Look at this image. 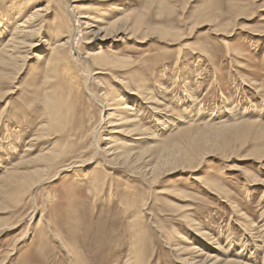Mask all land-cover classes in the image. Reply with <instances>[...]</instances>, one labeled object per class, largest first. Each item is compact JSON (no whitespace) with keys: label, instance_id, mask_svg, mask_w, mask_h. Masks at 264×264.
<instances>
[{"label":"rangeland","instance_id":"rangeland-1","mask_svg":"<svg viewBox=\"0 0 264 264\" xmlns=\"http://www.w3.org/2000/svg\"><path fill=\"white\" fill-rule=\"evenodd\" d=\"M83 1L81 13L100 9L117 12L119 9L113 1ZM158 1L148 4L147 0H119L124 13L138 11L145 16L143 28L147 26V32L152 34L144 38V31L141 30L133 40L117 41L113 45L114 50L103 48L104 52L108 50L118 56L128 55L134 62L132 75H136L137 79L145 76L146 85L152 90L169 88V94L162 103H166L169 112L166 120L174 121L176 125L189 113L192 114V127H202L214 121L217 123L219 120L216 119L221 114L226 116L230 108L236 111L238 116L235 119L239 122L247 124L255 119L263 122L264 0H216L217 7L213 8L224 17L215 15L219 20L212 26L191 24L207 8L209 0H184L172 7L174 10L159 6ZM237 4L245 10L242 16L235 19L234 6ZM35 7L32 6V9ZM63 7L54 8L62 13L59 9ZM54 13L48 16L49 22L55 18ZM104 14L103 17H108L107 12ZM232 15L234 20H231ZM178 19H187L188 24L182 26L179 22V25ZM170 23L179 25L174 27L181 30L180 37L173 39L155 31L159 27L169 28ZM228 24L230 26L226 29L219 27ZM254 33L260 36H254ZM5 35L0 42L9 34ZM117 43L121 44L117 46ZM78 45L76 42L74 48H78ZM47 48L43 42L40 43L32 56L41 54L43 49L47 52ZM92 48L96 46L89 49ZM197 49L207 53V57H202V63L201 60L198 63L199 58L191 54ZM32 56L20 78L11 85L14 87L13 94L0 103V166L11 165L18 156L22 140L34 132L42 110L39 103L42 89H33V85L40 78L38 64L42 66L43 62ZM115 71L120 77L125 75L122 70ZM106 77H102L105 86H115L111 77ZM188 89L190 94L185 92ZM186 94L189 97L185 98ZM191 97L196 99L194 108H191ZM4 107L8 111L1 113ZM186 107H190L191 111L183 113L182 108ZM92 112L95 117L99 116L98 107L89 110L87 105L83 106L82 115L87 116V120ZM151 113L147 112L141 122L150 132L156 121ZM105 126L102 125V129ZM246 127V133L241 130L232 131L226 138L221 135V142L228 137L227 149L212 154L208 164L202 165L199 171L185 170L178 167L179 164L167 166L161 178L150 186L146 181L143 184L138 175L126 180L122 172L108 169L102 178L104 184L101 182L103 186L100 185V190L95 193L88 191L85 183L89 179L86 176L97 161L94 165L73 169L77 173L74 178L73 172L61 173L57 180L36 189L33 202L18 209L15 207L3 215L9 218V225L0 232V264H128L134 249L140 254V264H183L173 250L179 238L182 236L185 242L187 239L201 238L197 228H191L190 224L213 237L217 235L216 242L223 247L236 249L235 244L244 235L248 224L253 225L252 234L263 224L260 215L264 209V156L258 153L264 151V130L259 125ZM179 130H175L173 137H167V141L176 139ZM208 135L212 139L217 136L216 132H209ZM15 142L17 153L10 147ZM221 142H217L215 147L218 148ZM211 168L214 171L223 169L225 177L215 175L208 178L210 180H204L210 187L198 184L195 179L206 175ZM212 189L222 195L211 194ZM142 208L145 209L144 216L139 221H133ZM235 210L240 218L235 215ZM134 233L137 246L132 244ZM247 240L249 235L244 236L243 241ZM185 242H182V246H185ZM209 246L216 247L211 243ZM259 255L262 259L264 250Z\"/></svg>","mask_w":264,"mask_h":264},{"label":"bare ground","instance_id":"bare-ground-1","mask_svg":"<svg viewBox=\"0 0 264 264\" xmlns=\"http://www.w3.org/2000/svg\"><path fill=\"white\" fill-rule=\"evenodd\" d=\"M105 1L109 3L113 1L114 5L119 6L118 11L100 9V11L95 10L92 13L88 11L81 13L79 11L82 8L83 0H0V9H3L0 12V28H3L0 30V40L5 34H9L0 42V103L4 101V98L13 94L14 87L11 85L17 82L27 68L33 50H36L42 42L48 47L47 52L43 49L41 54H33L35 58L43 62L42 66L38 64L40 78L33 85V89L35 87L36 90L42 89L39 98L42 110L39 112L35 130L25 140H22L21 151L19 150L20 153L13 159V162L10 161L11 165L0 166V232H3L9 225V218H4L3 215L15 207L18 209L21 205L33 202V194L36 189L50 184L63 172H73V169L94 165V162L97 161V165L86 176L92 180L85 183L88 191L91 190L95 193L100 190L104 184L102 178L105 177L108 169L122 172L126 180L138 175L143 180V184L146 181L150 186L156 183L167 166L179 164L178 167H184L185 170L199 171L202 165L208 164V159L212 154L227 149L228 137L223 140L224 142H221L222 139L219 141L221 135H225L226 138V135H230L232 131L243 130L246 133V126L259 125L264 130V121L259 123L260 120L255 119L247 124L239 122L235 119L237 114L233 108L229 109L226 116L221 114V117L216 119L219 122L216 123L214 119L213 123L205 122L206 124L204 123L205 125L202 127L190 125L193 121L190 113V116L187 115L182 121H179L180 126L176 125L174 121H167L169 112L166 103L164 105L162 102L169 94L167 91L169 88L166 87L163 90L154 88L158 90H152L146 85L145 76L142 79H137L136 75H132V63L134 62L128 55L118 56L112 54V51L104 52L103 50V48L114 50L115 42L133 40L141 30L144 31L142 35L144 38L151 35V32H147V26L143 28L145 16L137 13L138 11L130 14H128L129 12L124 13L123 5L119 3V0ZM147 1L148 4L154 3V0ZM182 1L184 0H159L158 5H164L174 10L172 7L175 8L176 4H180ZM209 1L207 8L198 14L191 24L204 23L212 26L218 22L217 16L224 17L219 13L220 11L217 13L213 8L217 4L216 0ZM184 4L187 5L188 2ZM60 5L64 6L59 9L63 14L58 13L54 8ZM32 6L36 7L32 9ZM244 10L243 6L235 5V19L242 16ZM53 12H55V18L49 22L48 16ZM104 12L108 13V17H103ZM179 22L182 26L188 24L187 19H180L178 24ZM229 24L219 27L226 29L230 26ZM175 25L170 23L169 28L159 27L155 31L160 35L174 39L181 35V30L179 31L177 26L178 29L174 27ZM256 35L260 36L259 33H254V36ZM76 42L79 44L78 48H74ZM120 44L117 43V46ZM89 46H96V48L89 49L91 48ZM199 50L191 52L199 58L198 63L202 57H207L204 50ZM115 70H122L125 75L120 77L115 74ZM106 76L111 77L115 86H105L106 83L102 77ZM5 90L7 91L3 92ZM189 90L185 92L190 94ZM119 92L121 95H118ZM186 97L189 96L186 94ZM191 98L193 99L192 102L190 101L191 108H194L196 99H194L195 97ZM86 105L89 110L98 107L99 116L95 117L93 111L87 120V116L82 115V108ZM9 106L11 107V105ZM189 108H182V112L191 111ZM7 109L4 107L1 113H5ZM147 112H153L151 114L156 118L152 132L144 128L141 123ZM102 125H106L104 129H102ZM181 125L187 126L181 128ZM175 130H179L177 138L167 141V137L174 136ZM209 132H216L217 136L212 139L208 135ZM217 142H221L219 147L217 146L218 148L215 147ZM10 147L17 153L15 151L18 148L16 142L12 143ZM258 154L264 156V151ZM88 155L91 158L87 159ZM141 162L142 164H140ZM206 172V175L195 179L201 186L210 187L204 180L215 175L225 177L223 169L214 171L211 168ZM212 173L213 175H211ZM76 174L73 172L72 177L74 178ZM248 179L253 178L249 177ZM262 182L264 186V181ZM251 183L254 185L253 182ZM100 185L102 186L100 187ZM210 191L211 194L215 192L222 195L216 190ZM144 210L138 211L136 217H133V221H139L144 216ZM237 212L235 210L236 216ZM260 216L263 218L261 227L257 228L255 225L257 232L252 234L254 232L251 230L253 225L248 224L245 227L244 235L235 244L236 249L223 247L217 243V238H215L217 235L213 237L205 230L200 231V227H193L190 224L191 221L188 224L193 229L197 228L200 240L193 238V240L190 239L192 241H189L187 239L186 243V239L184 240L181 236L179 243L176 244V249H172L179 256V262L183 264H264V255L262 259L259 255L260 251L264 250V209ZM237 217L240 218V215ZM132 226L135 225L132 224ZM245 235H249V241H243ZM134 237H137L135 233L132 244L137 246L138 242ZM21 240H18L17 244ZM182 242H185V246H182ZM209 243L216 247L209 246ZM128 264H140V254L136 249L132 251Z\"/></svg>","mask_w":264,"mask_h":264}]
</instances>
